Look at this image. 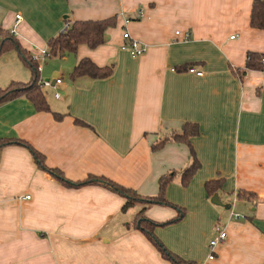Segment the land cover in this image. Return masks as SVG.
Masks as SVG:
<instances>
[{
  "label": "crops",
  "instance_id": "crops-1",
  "mask_svg": "<svg viewBox=\"0 0 264 264\" xmlns=\"http://www.w3.org/2000/svg\"><path fill=\"white\" fill-rule=\"evenodd\" d=\"M253 1L0 0V29L30 56L47 48L65 21L115 18L96 49L80 45L74 54L34 62L41 67L37 84H51L39 87L48 111H37L25 97L0 104V142L27 143L67 182L104 178L150 197L162 176L179 177L190 166L188 147L175 137L184 123L197 124L190 143L201 167L186 188L176 180L165 195L186 215L155 235L193 264H264V72H245L249 53L264 54V30L250 27ZM125 18L132 38L147 47L139 58L121 48ZM83 58L113 65L111 76L71 79ZM188 65L203 76L189 74ZM32 79L15 51L0 55L1 90ZM216 180H223L215 194L219 204L204 188ZM125 202L99 184L62 182L41 170L25 147L5 145L0 264H171L134 220L143 209L147 219L162 223L175 210L137 204L123 213ZM217 224L227 238L208 261Z\"/></svg>",
  "mask_w": 264,
  "mask_h": 264
},
{
  "label": "trees",
  "instance_id": "trees-1",
  "mask_svg": "<svg viewBox=\"0 0 264 264\" xmlns=\"http://www.w3.org/2000/svg\"><path fill=\"white\" fill-rule=\"evenodd\" d=\"M65 23L68 25V29L66 31H62L58 36L50 39L47 42V48L49 50L50 57L61 58L67 54H74L80 45H86L90 49H96L97 47L103 45L105 43V32L107 29L115 25V18L103 21H75L72 23H67L65 21ZM250 27L256 30H264V0L253 1L250 16ZM10 50L15 51L24 60L25 64L32 70L33 79L27 84L12 82L6 89H0V104L14 100L18 97H25L35 106L37 111H48L46 97L37 84L38 72L36 69V64L28 52H26V50L20 46L19 42L15 40L11 33L0 29V55ZM189 67L191 66L188 65L186 69ZM249 70L264 72V54L249 53L247 55L245 72ZM112 72L113 65L99 67L89 58H83L73 69L72 73L70 74V78L76 79L87 76L90 79H104L111 76ZM198 134L199 128L197 124H183L181 134L176 136L175 139L176 141L183 143L188 147L192 162L189 167L184 169L179 177H177L175 173L162 176L158 181V194L156 196L150 197L139 196L131 189L115 184L104 178L89 177L87 180L80 183L67 182L58 171L47 168L44 164L43 157L31 146L21 140L1 141L0 148L5 145H20L25 147L41 170L53 175L62 182L72 184L73 186H83L89 183H95L107 187L111 191L126 199V202L121 209V212L123 213L137 204H141L143 207L148 205H159L176 210L177 215L175 218L166 222L158 223L147 219L143 215L145 210L142 209L134 220L135 228L142 232L171 264H193L180 259L178 256L170 252L156 237L155 230L159 227L176 224L180 222L186 215L185 210L168 202L165 195L166 189L170 183L178 179L180 186L186 188L190 184L195 174L199 171L201 165L190 143V139L192 137L198 136ZM222 185L223 180L208 181L205 183L204 188L208 196L212 197L218 190L222 188ZM242 195L245 194H239V196Z\"/></svg>",
  "mask_w": 264,
  "mask_h": 264
},
{
  "label": "built area",
  "instance_id": "built-area-1",
  "mask_svg": "<svg viewBox=\"0 0 264 264\" xmlns=\"http://www.w3.org/2000/svg\"><path fill=\"white\" fill-rule=\"evenodd\" d=\"M142 15L143 14H142L141 10L137 11L136 19H141ZM20 20H21V17L19 15H16L15 16V24H18L20 22ZM130 21L131 20L128 19V18H125L124 21H123V26H122V40H123V43L121 44V48L124 49V50H127V52L129 53V55L132 58H139V57H141V56L146 54L147 47L144 44H142L139 41H137L134 38H132L130 32L127 29V25H128V23ZM67 29H68V25L65 24L63 26V31H66ZM175 34L178 35L179 32H175ZM188 37H189L188 34H185L183 36V39L187 40ZM49 57H50V54H49V50L47 48L37 49L35 52H33L31 54L32 60L35 63H37V64L39 62H42L43 60L49 58ZM36 69H37V72L39 73L40 70H41L40 65H38ZM187 72L189 74H194V75H196L198 77H202L203 76V72L200 71V70H197L195 67H189L187 69ZM60 83H61L60 79L57 78V79L54 80V86L57 85V84H60ZM38 85H39L40 88L51 87L50 81H48V80H46V81H42L41 80V81L38 82ZM58 97H59V95L55 94V98H58ZM29 199H30L29 195L21 197L22 201H26V200H29ZM232 216L234 218H236V219H240L242 217L239 214L234 213V212L232 213ZM213 231H214L215 237L209 242V245H208V247H209V253H208V257H207L208 261L214 260V258H215V250H216L217 246L221 242L225 241L226 238H227V233L225 231V228H223L219 224H217L214 227Z\"/></svg>",
  "mask_w": 264,
  "mask_h": 264
},
{
  "label": "rangeland",
  "instance_id": "rangeland-1",
  "mask_svg": "<svg viewBox=\"0 0 264 264\" xmlns=\"http://www.w3.org/2000/svg\"><path fill=\"white\" fill-rule=\"evenodd\" d=\"M38 64H42L41 62H39ZM43 80V79H42ZM44 81V80H43ZM47 93H48V91H47ZM47 97H49V93L47 94ZM177 181H178V179H176ZM175 180V181H176ZM175 181H173V182H175ZM172 182V183H173ZM179 182V181H178ZM171 184V183H170ZM180 185V184H179ZM179 208H181V207H179ZM171 209V208H170ZM181 209H183V210H185V212H186V209L185 208H181ZM174 210V209H173ZM237 211H238V209H236ZM175 212H176V215H177V211L175 210ZM176 215L173 217V218H175L176 217ZM242 215V214H241ZM242 217H244L243 215H242ZM173 218H171V219H173ZM173 225V224H172ZM161 242V241H160ZM162 243V242H161ZM163 244V243H162Z\"/></svg>",
  "mask_w": 264,
  "mask_h": 264
},
{
  "label": "water",
  "instance_id": "water-1",
  "mask_svg": "<svg viewBox=\"0 0 264 264\" xmlns=\"http://www.w3.org/2000/svg\"><path fill=\"white\" fill-rule=\"evenodd\" d=\"M211 202L219 204V202L217 201V196L216 195L213 196Z\"/></svg>",
  "mask_w": 264,
  "mask_h": 264
}]
</instances>
